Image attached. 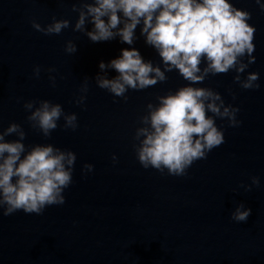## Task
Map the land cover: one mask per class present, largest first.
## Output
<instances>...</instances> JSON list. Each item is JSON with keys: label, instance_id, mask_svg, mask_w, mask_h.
I'll return each instance as SVG.
<instances>
[{"label": "water", "instance_id": "water-1", "mask_svg": "<svg viewBox=\"0 0 264 264\" xmlns=\"http://www.w3.org/2000/svg\"><path fill=\"white\" fill-rule=\"evenodd\" d=\"M53 17L60 19L38 0H0V131L15 122L28 148L52 144L77 156L63 205L42 215L0 209V264H264V214L207 159L181 177L144 169L133 137L150 101L140 91L129 90L125 101L98 88L99 63L108 61L94 47L70 27L47 36L32 27ZM69 40L74 54L64 50ZM30 100L76 113L77 129L65 130L61 118L45 138L27 120ZM239 203L251 209L246 222L231 219Z\"/></svg>", "mask_w": 264, "mask_h": 264}, {"label": "clouds", "instance_id": "clouds-1", "mask_svg": "<svg viewBox=\"0 0 264 264\" xmlns=\"http://www.w3.org/2000/svg\"><path fill=\"white\" fill-rule=\"evenodd\" d=\"M256 3L264 10V3L260 0ZM72 11L78 13L73 31L84 33L93 43L119 37L121 43L131 46L140 26L145 43L158 52L163 64L161 68L146 61L135 47L121 49L117 58L99 63L100 72L95 76L98 88L126 101L129 90L141 91L166 82V73L176 71L188 82L175 92L157 96V103H148L146 113L139 117L133 148L144 169L186 176L196 161L207 159L209 152L225 142L216 118L227 119L231 127L239 125L238 108L226 106L221 94L212 88L195 86L203 84L209 75L234 71V82L242 89L259 88V73L249 72L246 78H241L256 59L253 55L256 29L248 22L251 13L235 7L230 0H81L80 7L73 5ZM31 23L46 36L58 35L70 26L69 20L55 17L46 26L35 20ZM89 24L91 30L87 28ZM64 50L74 54L77 45L69 40ZM109 70L117 74L109 78ZM40 71V66H35L37 78ZM49 79L55 86V77ZM89 80L84 78L79 89L82 94L74 101L79 106L87 98ZM23 107L30 113L27 120L31 127L45 138L51 137L61 118L65 130L74 131L78 127L76 113H65L59 103L30 100ZM13 135L17 139H6ZM25 139L24 128L15 122L0 131V209L4 216L21 210L42 215L47 207L63 205L64 191L73 183L75 152L52 144L28 148L23 143ZM83 169L91 172L93 165L85 164ZM251 181V185L241 187L251 191L252 186H259L258 177H252ZM250 215L251 209L239 203L231 219L246 222Z\"/></svg>", "mask_w": 264, "mask_h": 264}]
</instances>
